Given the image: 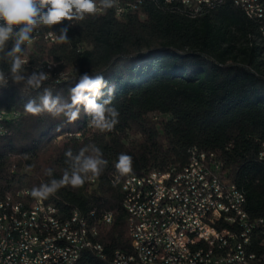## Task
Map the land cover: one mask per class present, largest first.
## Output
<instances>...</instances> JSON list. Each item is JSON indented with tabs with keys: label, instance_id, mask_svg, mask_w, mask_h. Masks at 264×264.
I'll return each mask as SVG.
<instances>
[{
	"label": "trees",
	"instance_id": "1",
	"mask_svg": "<svg viewBox=\"0 0 264 264\" xmlns=\"http://www.w3.org/2000/svg\"><path fill=\"white\" fill-rule=\"evenodd\" d=\"M125 1L136 6L132 12L117 19L108 9L74 22L67 43L34 40L24 66L30 73L43 63L51 75L44 87L65 99L80 75L103 73L115 85L112 106L119 112L111 131L91 127L83 109L74 123L32 116L24 104L36 92L23 95L22 85L11 81L0 88L6 113L0 119V197L59 179L70 168L68 150L76 155L94 145L107 161L94 186H65L43 200L65 213L76 210L89 223L111 214L110 226L97 227L107 260L92 264H108L116 250L129 252L120 181L182 168L193 147L216 157L220 173L243 194L248 216L264 219V43L256 22L233 0L211 6ZM68 23L48 29L58 36ZM0 67L7 72L9 65ZM121 153L133 161L124 176L115 168ZM48 168L52 177L44 174Z\"/></svg>",
	"mask_w": 264,
	"mask_h": 264
},
{
	"label": "built area",
	"instance_id": "2",
	"mask_svg": "<svg viewBox=\"0 0 264 264\" xmlns=\"http://www.w3.org/2000/svg\"><path fill=\"white\" fill-rule=\"evenodd\" d=\"M192 2L188 0L187 5ZM201 2L211 6L221 0ZM233 3L251 9L264 28V0ZM116 9L119 19L132 12L124 10L121 0ZM37 32L49 36L46 44L57 42V35L47 27ZM0 116L4 118L5 111L0 110ZM183 166L186 173L169 167L164 172L128 175L120 181L130 248L129 252L114 251L107 262L264 264L259 261L264 219L248 216L244 196L220 173L216 157L193 147ZM87 182L96 184L95 178ZM112 222L109 213L86 223L76 210L53 212L51 203L33 198L27 189L6 193L0 197V264H89L83 251L98 253V249L87 246L81 226L89 225L90 237L98 238L97 227ZM45 231H54L52 242H44ZM63 232H70V239H63ZM62 242L74 244V254H67Z\"/></svg>",
	"mask_w": 264,
	"mask_h": 264
},
{
	"label": "clouds",
	"instance_id": "3",
	"mask_svg": "<svg viewBox=\"0 0 264 264\" xmlns=\"http://www.w3.org/2000/svg\"><path fill=\"white\" fill-rule=\"evenodd\" d=\"M187 4L188 0H184ZM118 0H0V65H9L6 72L0 67V88H6L11 81L22 85L23 95L36 92L24 104V111L32 116L49 114L53 118L63 116L67 123H74L81 117V110L91 117L89 124L100 132L111 131L118 123V110L112 106L115 85H110L103 73H84L75 85L68 89V98L53 95L51 88L44 87L50 79V73L43 70V63L34 66L29 73L25 70L26 57L34 33L47 27L52 28L68 21L56 37L57 42H69L68 30L74 22L83 21L88 16H96L117 6ZM11 42V46H9ZM49 68L55 64L49 63ZM63 75V73H61ZM42 89V90H41ZM104 89H107L105 94ZM70 168L59 178H52L31 190V196L45 200L65 186L81 187L86 181L98 177L107 161L103 159L99 148L86 145L73 155L71 150L65 153ZM132 157L119 154L115 168L119 175L132 172ZM53 170L48 168L45 175L52 177Z\"/></svg>",
	"mask_w": 264,
	"mask_h": 264
},
{
	"label": "bare ground",
	"instance_id": "4",
	"mask_svg": "<svg viewBox=\"0 0 264 264\" xmlns=\"http://www.w3.org/2000/svg\"><path fill=\"white\" fill-rule=\"evenodd\" d=\"M194 1H196L197 3L201 2V0H194ZM238 1H247V0H238ZM181 3L183 5L188 6L186 3H184L183 0H181ZM204 3H208V2H204ZM121 4L124 5V10H131V9L134 10L135 7H136L134 4L126 2L125 0H121ZM239 8L247 16H249L252 19H254V21L257 24V31H258V35H259V41L264 43V28H262V24L258 21L257 16H255L253 14L251 9H247L246 7H239ZM111 10H112L113 15L115 16V18L119 19V14H117L116 6L114 8H111ZM100 14H102V13H100ZM100 14H97V15H100ZM36 39H42L44 41H49V36H43V33L35 32L33 41L36 40ZM30 46L31 45H29L28 47H30ZM1 118L2 117L0 116V119ZM179 173H186V166H183L182 168H179ZM235 191L236 192H240L239 190L236 189V187H235ZM240 195L243 196V194L241 192H240ZM52 206H53V212H60V210L57 207H55L54 205H52ZM83 218H85V217H83ZM86 223H89L87 219H86ZM81 234H82L83 238H88L87 239V246H90V247H93L95 249H98V253H96L94 251H83V258H86V260H88L89 264H92L91 261H94V262L97 261L99 263L104 261V259L99 257V255L104 257L103 248L97 242V237H90V227H89V225H82L81 226ZM53 239H54V231H45L43 233L44 242H52ZM63 239H70V232H63ZM62 249L64 251H67V254H74V244H71L70 242H62ZM259 261L264 262V254L259 256Z\"/></svg>",
	"mask_w": 264,
	"mask_h": 264
},
{
	"label": "rangeland",
	"instance_id": "5",
	"mask_svg": "<svg viewBox=\"0 0 264 264\" xmlns=\"http://www.w3.org/2000/svg\"><path fill=\"white\" fill-rule=\"evenodd\" d=\"M65 75V74H64ZM64 75H61V76H64Z\"/></svg>",
	"mask_w": 264,
	"mask_h": 264
}]
</instances>
